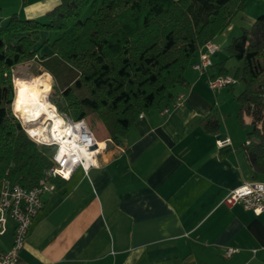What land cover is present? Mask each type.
I'll list each match as a JSON object with an SVG mask.
<instances>
[{"label":"crops","instance_id":"crops-1","mask_svg":"<svg viewBox=\"0 0 264 264\" xmlns=\"http://www.w3.org/2000/svg\"><path fill=\"white\" fill-rule=\"evenodd\" d=\"M60 1L0 0V26L13 14L42 20ZM257 11H264V0H248L213 39L219 50L212 74L237 75L242 63L226 48L254 24ZM186 71L188 86L174 89L169 103L183 95L181 106L167 115L149 111L121 144L104 127L106 138H96L106 146L97 167L88 174L77 169L47 193L17 264H264V216L223 200L248 181L264 182L240 149L251 130L237 121L236 95L244 85L237 90L238 80L231 89L214 90L208 74ZM211 112L220 128L210 134L200 121ZM219 139L229 142L220 147ZM14 229L9 220L0 251L12 245ZM229 248L237 250L227 258Z\"/></svg>","mask_w":264,"mask_h":264},{"label":"trees","instance_id":"trees-1","mask_svg":"<svg viewBox=\"0 0 264 264\" xmlns=\"http://www.w3.org/2000/svg\"><path fill=\"white\" fill-rule=\"evenodd\" d=\"M247 2L61 0L42 20L13 14L0 26V187L8 178L31 189L53 167L50 147L33 142L14 117L16 66L47 48L40 64L55 80L50 101L75 120L96 114L109 139L121 144L140 115L169 104L174 89L188 86L186 70L200 49L223 34ZM242 30L226 50L242 63L235 76L244 85L236 95L237 121L251 130L240 149L256 177L264 175V13ZM43 32L53 38L44 40ZM200 123L206 133L219 131L215 112Z\"/></svg>","mask_w":264,"mask_h":264},{"label":"built area","instance_id":"built-area-1","mask_svg":"<svg viewBox=\"0 0 264 264\" xmlns=\"http://www.w3.org/2000/svg\"><path fill=\"white\" fill-rule=\"evenodd\" d=\"M219 50V46L213 40L208 41L200 49L197 60L191 66L200 75L208 74L209 86L216 90L230 88L236 85L238 78L228 74H212L214 67L213 56ZM209 73H211L209 75ZM48 97V96H47ZM183 95L171 103L161 107L163 115H167L172 107L182 105ZM51 115L32 119H23L21 123L28 136L39 146L54 147L52 155L53 167L46 172L44 178L33 188H25L20 184L5 178L0 187V235L7 231L9 220L14 221L13 243L8 250L0 251V264H17L20 253L25 246L30 227L42 209L45 196L56 189L52 181L56 178L68 180L73 173L81 168L88 174L89 170L97 167L100 155L106 148L96 139L94 132L89 127L86 119L75 120L65 113L60 112L51 104ZM145 115H140V118ZM229 139L218 140V146L222 147ZM224 204L228 207L237 205L254 213L256 216H264V182L252 180L230 191L225 197ZM264 224V223H263ZM237 249L229 248L226 257L236 253Z\"/></svg>","mask_w":264,"mask_h":264},{"label":"bare ground","instance_id":"bare-ground-1","mask_svg":"<svg viewBox=\"0 0 264 264\" xmlns=\"http://www.w3.org/2000/svg\"><path fill=\"white\" fill-rule=\"evenodd\" d=\"M47 77L41 75L32 80L14 77L15 99L12 104L14 112L19 114V117L28 120L52 114L49 110L51 103L47 99V93L51 90Z\"/></svg>","mask_w":264,"mask_h":264},{"label":"rangeland","instance_id":"rangeland-1","mask_svg":"<svg viewBox=\"0 0 264 264\" xmlns=\"http://www.w3.org/2000/svg\"><path fill=\"white\" fill-rule=\"evenodd\" d=\"M91 12L92 11L90 10L88 12V14H90ZM257 12H259V13L255 12V14H257L256 16H259V15L264 13V11H257ZM43 53L44 52L42 51L39 54V58L28 61V62H26V64L23 63V64H19L18 66H16L13 69V77L12 78L19 76V77L26 79V80H32V79H34L38 76H41V75H44L45 77H47L49 75L47 78L50 80L51 90L47 93V96H48L47 99H48L49 103L53 104L50 101V96L53 93L52 88H53V85L55 83V80L51 74H49L48 72H44V69H43L42 65L40 64V62H41L40 56ZM242 86H243V83L239 81L238 85H236V89L238 90ZM14 87H15V85H14ZM60 87H61V85H60ZM227 89H231V87L227 88ZM13 112H14V110H13ZM14 115H15L14 117H17L18 119H20L19 114L14 112ZM86 121L88 122L89 127H91L92 131L94 132L96 138H99V139H105L106 138L107 134H106V130L104 128L106 126H105V124H103L102 120L96 114H91L90 116H88ZM50 149H51L52 154H53V152L55 151V148L51 147Z\"/></svg>","mask_w":264,"mask_h":264}]
</instances>
